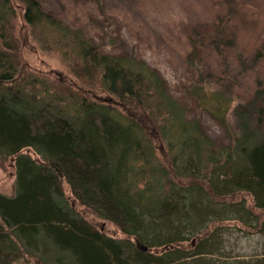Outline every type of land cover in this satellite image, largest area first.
<instances>
[{"label": "trees", "instance_id": "trees-1", "mask_svg": "<svg viewBox=\"0 0 264 264\" xmlns=\"http://www.w3.org/2000/svg\"><path fill=\"white\" fill-rule=\"evenodd\" d=\"M21 1L22 18L30 27L27 35L36 31L34 37L56 50L68 71L41 70L21 58L10 26L14 8L0 0V157L12 160L16 177L13 196L0 192V264H28L26 247L36 241L46 250L44 257L51 247L69 254L71 259L56 264L172 263L152 251L162 245L170 248L166 255L177 254V244L186 240L183 235L210 217L214 205L208 198L217 196L220 172L221 188L245 191L262 213L234 209L223 199L220 215L238 211L244 218L250 211L257 225L264 224V142L247 146L239 138L212 150L211 140L193 120H184L183 104L168 94L155 69L102 53L39 0ZM95 90L107 93L108 101L97 100ZM156 128L176 140L172 165L155 157L150 138ZM190 145L199 155L190 170L191 188L181 179L184 167L177 166ZM30 149L35 157L25 152ZM146 169L156 174L148 178ZM145 194L151 200H144ZM181 196L193 214L185 233L176 217ZM85 210L110 220L128 236L106 235L88 221ZM157 210L167 213L160 221L143 219L145 211L156 217ZM133 244H146L148 251ZM192 252L185 256L196 254Z\"/></svg>", "mask_w": 264, "mask_h": 264}, {"label": "rangeland", "instance_id": "rangeland-1", "mask_svg": "<svg viewBox=\"0 0 264 264\" xmlns=\"http://www.w3.org/2000/svg\"><path fill=\"white\" fill-rule=\"evenodd\" d=\"M8 1L14 8L10 26L21 58L41 70L68 71L58 52L34 37L36 31L32 36L27 35L30 27L22 18V1ZM39 1L46 11L71 28L80 30L102 53L121 55L155 69L168 94L183 104L184 120H193L211 140L212 150L229 146L239 138L242 145L247 146L264 142V0ZM92 92L97 100L108 101L107 93L103 95L101 90ZM156 129L150 138L155 157L162 164L172 165L176 140L162 136L160 129ZM25 152L36 156L31 149ZM198 156L190 145L177 161L179 169L184 167L181 179L187 181L186 187L191 188L188 183L193 180L190 170L194 163L198 165ZM182 160L186 162L181 164ZM223 160L224 157L220 156V162ZM11 161L9 157H0V192L6 196H13L16 189L15 168ZM148 170V178L156 174L154 169ZM198 174L202 176L204 173ZM222 180L224 174L220 172L217 191L214 189L217 196L208 198L206 195L214 205L210 217L204 218L197 229L183 235L186 240L177 244V254L166 255L169 247H157L152 251L154 255L162 256L157 259H173L174 262L169 264H264V224L257 225L258 218L253 212L262 213L253 207L252 197L245 191L232 193L231 185L221 188ZM192 186L197 187L196 184ZM63 189L70 198L68 184L63 183ZM138 195L136 193L135 197ZM143 198L151 200L148 194ZM184 199L182 196L176 199V217L183 224L185 233L193 214ZM223 199L234 209L242 207L253 212L249 211L244 218L238 216V211L232 215H220ZM77 208L82 211L83 206L77 205ZM154 212L156 217L145 211L143 219L160 221L167 214H159L158 210ZM83 214L108 236L117 239L128 236L119 226L94 212L85 210ZM133 246L148 251L146 244ZM26 248L31 254L25 253L28 264H56L71 259L67 252L54 247L48 249L44 257L46 250L38 241ZM190 251L196 254L185 256Z\"/></svg>", "mask_w": 264, "mask_h": 264}]
</instances>
